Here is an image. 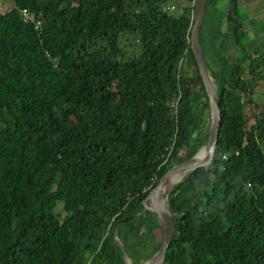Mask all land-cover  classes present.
I'll return each mask as SVG.
<instances>
[{"label": "trees", "instance_id": "1", "mask_svg": "<svg viewBox=\"0 0 264 264\" xmlns=\"http://www.w3.org/2000/svg\"><path fill=\"white\" fill-rule=\"evenodd\" d=\"M194 1L12 0L0 14V264H139L158 251L141 202L208 139ZM218 3L206 0L198 33L218 137L210 164L167 191L162 264H264V53L245 52L238 0Z\"/></svg>", "mask_w": 264, "mask_h": 264}, {"label": "water", "instance_id": "2", "mask_svg": "<svg viewBox=\"0 0 264 264\" xmlns=\"http://www.w3.org/2000/svg\"><path fill=\"white\" fill-rule=\"evenodd\" d=\"M205 3L206 0L194 1V19L190 29L188 42L189 49L196 65V69L198 71V75L200 77L208 104L209 127L206 155L201 161H197V154H195L189 160L172 167L160 177L157 185L141 202L143 210L149 212L154 216L161 230L160 247L158 251L153 255V257L149 261L144 262V264H162L166 249L170 244V241L173 238L174 234V222L166 204V194L168 189L161 195H158L157 193L166 185L172 182L173 184L179 182L185 174L195 171L198 168L207 167L212 160L215 142L218 137L220 116L217 108V95L212 84V80L206 70L203 55L201 53L198 42V33L203 21ZM148 203H150V205ZM125 221L126 220H123V222Z\"/></svg>", "mask_w": 264, "mask_h": 264}, {"label": "rangeland", "instance_id": "3", "mask_svg": "<svg viewBox=\"0 0 264 264\" xmlns=\"http://www.w3.org/2000/svg\"><path fill=\"white\" fill-rule=\"evenodd\" d=\"M218 4H219L218 7L220 9L221 7L225 9L226 0H220V3ZM11 7H12V0H0V14L6 12ZM237 14L239 19L242 21L243 26H245V36L243 37L242 40V45L245 49V52L250 53L252 55L263 54L264 53V0H241V2L238 0ZM130 43L131 40L129 39H125L124 42H122L124 47L123 49L124 52L129 53L136 48V47L133 48L132 45H130ZM184 62H183L184 69L186 71L187 70L189 71L186 61ZM257 93L258 94H256V96H260L259 94H263L264 96V83L261 85V88H259V91ZM255 103L258 106L256 108H259L260 105L263 103V101H259L255 97ZM208 127H209V123L207 129ZM201 149H205L206 151L207 144L206 146L201 147L199 150ZM199 150L195 154H197ZM55 211H57L61 217L63 216L62 212L60 211V204L56 205ZM154 234L156 236V241L159 242V240L161 239V230H154ZM114 241L118 245L121 244L120 240L116 237H114ZM124 262L125 264H131V262L126 256H124ZM139 264H144V262H141Z\"/></svg>", "mask_w": 264, "mask_h": 264}, {"label": "bare ground", "instance_id": "4", "mask_svg": "<svg viewBox=\"0 0 264 264\" xmlns=\"http://www.w3.org/2000/svg\"><path fill=\"white\" fill-rule=\"evenodd\" d=\"M205 155H206V151H205V149H201V150L197 153V155H196V160H197V161H201V160L205 157ZM171 185H173V182L170 183V184H168V185H166L165 187L161 188L157 194H158V195H161V194L165 193L166 190H167ZM148 204L150 205V203H148Z\"/></svg>", "mask_w": 264, "mask_h": 264}, {"label": "built area", "instance_id": "5", "mask_svg": "<svg viewBox=\"0 0 264 264\" xmlns=\"http://www.w3.org/2000/svg\"><path fill=\"white\" fill-rule=\"evenodd\" d=\"M164 10H165L166 12H168V13H172V12L174 11V8H173V6H166V7L164 8ZM23 16H24V12H23Z\"/></svg>", "mask_w": 264, "mask_h": 264}, {"label": "crops", "instance_id": "6", "mask_svg": "<svg viewBox=\"0 0 264 264\" xmlns=\"http://www.w3.org/2000/svg\"><path fill=\"white\" fill-rule=\"evenodd\" d=\"M240 2H241V0H240Z\"/></svg>", "mask_w": 264, "mask_h": 264}]
</instances>
